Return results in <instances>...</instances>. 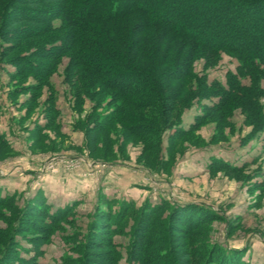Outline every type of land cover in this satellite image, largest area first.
Wrapping results in <instances>:
<instances>
[{"label": "trees", "instance_id": "1", "mask_svg": "<svg viewBox=\"0 0 264 264\" xmlns=\"http://www.w3.org/2000/svg\"><path fill=\"white\" fill-rule=\"evenodd\" d=\"M223 54L238 63L225 81L210 80L208 71ZM65 57L64 80L78 114L73 128L83 132L91 156L102 151L110 160L132 138L143 144L140 159L164 172L176 148L199 141L197 132L208 122L216 124L213 141L232 126L238 110L250 134L264 130V0H0V69L19 83L11 96L34 92L26 100L32 110ZM201 60L200 73L195 64ZM29 76L38 81L20 83ZM53 99L46 97L47 121L38 131L59 130ZM194 105L199 112L184 127L183 115ZM10 149L0 134V157ZM208 167L231 175L245 169L218 157ZM41 200L20 206L15 195L0 194V264H41L40 246L79 205L50 212V203ZM214 214L194 203L146 199L137 207L101 197L87 232L63 236L78 240L69 249L77 255L64 262L119 264L124 248L129 264H249L243 249L211 241ZM31 231L39 235L26 234ZM117 235L128 238L124 247ZM23 238L34 242V256H25L30 250Z\"/></svg>", "mask_w": 264, "mask_h": 264}, {"label": "rangeland", "instance_id": "2", "mask_svg": "<svg viewBox=\"0 0 264 264\" xmlns=\"http://www.w3.org/2000/svg\"><path fill=\"white\" fill-rule=\"evenodd\" d=\"M34 47L32 45L30 49ZM66 63L65 57L52 75L50 89L44 87L32 110L26 100L34 92L11 96L10 92L19 83L0 69V134L11 148L0 157V194L15 195L20 206L29 199L42 202L44 197L51 205L50 212L79 201L74 213L61 222L63 228L56 229L50 242L40 246L43 254L38 255L37 261L41 264H65V256H76L77 253L69 249L78 241L77 238L66 239L63 236L76 231L86 233L93 221L96 204L103 197L126 200L137 207L142 206L146 199L153 203L166 199L171 205L198 204L203 209H210L217 217L211 222V241L223 248L243 249L244 260L249 264H264V130L250 134L252 127L244 124V116L238 110L231 119L232 126H226L221 139L213 141L216 124L208 122L197 132L201 141H186L176 148L174 161L164 172L155 171L140 159L143 144L132 138L123 143L122 151L117 146L116 154L110 160H103L102 151L91 156L84 145L83 132L73 128L78 114L72 106L70 86L64 80ZM237 63L236 58L223 54L217 66L209 69V79L225 81L226 72L235 69ZM7 67L10 71L14 69ZM195 68L201 73L203 61H197ZM37 81V78L29 76L21 79L20 83ZM49 94L55 100L59 130L53 126L38 131L47 121L43 109L47 106L45 100ZM87 104L88 108L90 103ZM198 112L197 105L186 110L182 125L187 127ZM163 139L162 149L167 156L168 135ZM212 157L245 165V169L232 175L224 170L212 173L208 167ZM129 163L133 170L140 171L142 181H127L130 182L127 187L120 189L117 186L110 192L100 190V184L104 187L109 185L105 181H46L63 173L83 180H97L91 174L95 169ZM115 207L117 209L119 205ZM37 219H34L35 223H41L42 219ZM26 234L39 235L34 231ZM21 241L30 250L25 256H34V242L30 238ZM115 241L124 247L128 238L117 235ZM122 251L124 258L119 264H129L125 249Z\"/></svg>", "mask_w": 264, "mask_h": 264}, {"label": "crops", "instance_id": "3", "mask_svg": "<svg viewBox=\"0 0 264 264\" xmlns=\"http://www.w3.org/2000/svg\"><path fill=\"white\" fill-rule=\"evenodd\" d=\"M91 174H93V176H96L97 180H83L74 177L71 174L63 173V175L60 176H51L46 181H105L109 184L106 187H104L103 184H100V190L105 192H110L117 186L120 189L127 187L128 183H130L127 181H142V175L140 171L133 170V167H131L130 163L125 165H108L106 167L98 169L97 171L95 169V171ZM62 194L66 196L67 192H63Z\"/></svg>", "mask_w": 264, "mask_h": 264}]
</instances>
